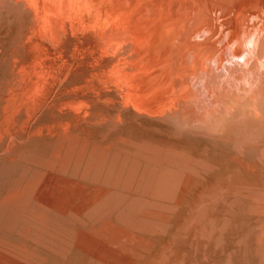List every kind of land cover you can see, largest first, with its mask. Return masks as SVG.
<instances>
[{
  "label": "bare ground",
  "instance_id": "bare-ground-1",
  "mask_svg": "<svg viewBox=\"0 0 264 264\" xmlns=\"http://www.w3.org/2000/svg\"><path fill=\"white\" fill-rule=\"evenodd\" d=\"M94 5H95L96 10H97L96 12H98V19L102 18L105 22H108V23L109 22L110 23H119V24H117V27H116V29H118V30H120L119 27L122 26L121 27V29H123L122 34H120L121 33L120 32L119 36H117L114 39L112 38L113 36L110 34V36H112L110 38H112V40L114 41V45H113V43H112V45L116 49L118 48L117 51L123 52L122 53V55L124 54V58L122 57L123 58V60H122L123 64L125 66L129 65L131 67H135V69H137V71L139 72V74L138 73L137 74L140 77V79H139L140 82L137 80L139 84H132L133 82L131 84H124L125 86H124L123 92L121 91L122 89L119 88L120 91L122 92V94H121L122 96L119 94L120 98L115 95V94L118 95V92L116 90H113V91H115V94H114L115 97L114 96L112 97V96L107 94V95H104V97L102 99H100V95L99 96L93 95V96H95V100H96V97H98L97 101H98V99H100V101L104 104L103 105L101 103L103 105V109L106 105L107 106H109V104L111 105L108 107L109 109H108L107 113L104 112L103 113L104 115L101 114L99 116L98 114H100L102 112L101 111L99 113V111H98L99 110L98 108L100 105L99 104L98 107H96L98 110L96 108L95 109L98 112L97 115H98V117H100V119L97 117L96 112L94 114L96 116H93V117H95V122H97L96 117L99 119V124H100V120H102L101 121L102 123H104V121L105 122L106 121L111 122V123L110 122H108V123L112 124V127L106 126L108 128H104L105 130L106 129L109 130V128H113V130H115L116 128H118L117 127L118 124L121 125L123 122H128L131 124L132 127L133 126L138 127V128H136V130L142 128L145 130H149L152 133L156 132L155 134H157V132L162 133V134H159V136L164 135L167 137V139H171L174 142V144H176L175 143L176 141H174V139H172V138L182 136L183 131H189L190 132V133L189 132L185 133L186 135L188 134V139H189L190 134L193 135V132H192L193 129L209 130L212 128L213 124H215V123L218 124V122H221L220 120L223 117H224L223 118L224 121L222 120L223 122H225L226 121L225 118H227L228 121L230 119L232 121H235V124L239 123V125H242V126L245 125L246 127L248 126L249 128L251 127L252 122L257 123L258 125H262V126L264 125V113L260 109V104H259L260 99L264 95V0H95ZM118 25H120V26H118ZM94 26H95V24H94ZM116 29H114V30H116ZM115 32H117V31H115ZM120 57L118 59H120ZM121 68L120 69L118 68V69L122 70ZM256 69H258L257 71L263 72V73H261V75L257 76L258 74L257 75L255 74ZM259 69L263 70V71H260ZM130 70H131V68L129 69V71ZM125 73L126 72L124 71V74ZM132 74H134V72ZM119 75H120V73H119ZM135 75H136V73H135ZM135 75H133V76H135ZM121 76H122V74H121ZM122 78H125V77L122 76ZM126 78H127V76H126ZM129 78L130 77H128V79ZM134 79L136 81V78H134ZM134 79H132V80L134 81ZM127 80H125V81L128 82L129 80L128 81ZM132 80H130V82ZM240 84H245V86L243 85V87L240 89L239 88V87H241ZM75 88L76 89L73 88V90H77V86ZM106 90L109 91V88ZM121 92H119V93H121ZM93 93H95V91ZM107 93H109V92H107ZM111 94H112V92H111ZM1 95L3 96V94H1ZM30 96H32V95H30ZM81 96H83V95H81ZM73 98H74V96H73ZM65 99H67V97ZM76 99H78L77 96L74 100H76ZM90 99H87V100L90 101ZM85 100L82 99V100H78L79 102H74V103H77V105H78V103L80 104V108H78L79 107V105H78V106H76V109H79L81 111V108H83L84 105L87 104V103L85 104V102H87V100L86 101ZM92 100L93 99H91V101ZM71 101L73 102V100H71ZM71 101H69V104ZM97 101H95V102H97ZM66 102H65V104L67 105L68 102L67 103ZM4 103H5V101H4ZM74 103H72V104H74ZM81 103H84V105H82L83 107H81ZM98 103H99V101H98ZM31 105L34 106L33 104H31ZM102 105H100L101 109H102ZM73 106L74 105H72L70 107L68 106V107L74 108ZM86 106L85 107L87 109H89L88 104ZM14 108H11V109H14ZM63 108L65 109V107H63ZM69 108H68V110H69ZM72 108L70 109V112H71V110H75ZM93 108H91V110ZM105 108H107V107H105ZM25 109H26V107H25ZM91 110H90V114L92 115ZM76 111H77V114L80 113V111H79V113H78V110H76ZM86 111L87 110H85V112ZM5 113L7 114V111ZM69 113H67V115ZM8 114H9V111H8ZM75 114L76 113L73 112L72 116L71 115H69V116H71L72 119L74 120V118L77 117V115L75 116ZM58 115H57L56 119L54 116L55 120H57ZM63 116L65 118L64 113H63ZM71 117H70V119H71ZM85 117H86V115H85ZM85 117H80L79 119L81 120V118L82 119L84 118L85 122L87 120V121H89V123L91 120H93V119L88 120ZM2 118H3V116H2ZM67 118H66V120H67ZM87 118H89V117L87 116ZM7 119H8V117H7ZM70 119H69V122L71 121ZM73 120L71 121L72 123H70V125H73L72 127L74 128V130H76L74 125L75 126L77 125L76 126V128H77L80 125V123H82L84 121V120H81L82 122H80L78 124H74ZM245 120L247 122L246 124L244 123ZM60 121H64V120H61V118H59V123H60ZM85 122H83V123H85ZM223 122H221V123L224 124ZM65 123H66V121H65ZM86 123H88V122H86ZM94 123H92V124H94ZM248 123H249V125H248ZM51 124L52 123H50V125ZM95 124L97 126L98 123H95ZM101 124H100V126H101ZM114 124H117V125L113 126ZM68 125L69 124L67 123L66 126L68 127ZM84 125L86 126V124H84ZM60 126L63 130L64 128L62 127V125H60ZM102 126H104V125H102ZM128 126L131 127L130 125H128ZM128 126H127V128H129ZM6 127H7V125H6ZM53 127H55L56 130L60 128L58 126H57L58 128H56V124ZM53 127H51V128H53ZM88 127H90V126H88ZM114 127H116V128L114 129ZM219 127L220 126H217L216 129ZM224 127H225V125H224ZM248 127L246 129H248ZM45 128L47 129V125L45 126ZM61 128L58 131H60ZM97 128H99V127H97ZM91 129L86 130V132H88V131L91 132ZM123 129L125 130L126 128L125 127L122 128V135L124 132ZM131 129L130 130L128 129L129 135L132 134ZM68 130L70 132V129H68ZM68 130H67V132H68ZM83 130L85 131L84 128H82V131ZM110 130L112 131V129H110ZM136 130L134 129V131H136ZM5 131H7L8 135L11 133V132L10 133L8 132V129ZM82 131H75V133H73L74 131H71V132L73 134H77L76 132H78V134L79 133L83 134L84 131L83 132ZM119 131H120V129H119ZM212 131H213L212 133L216 135L217 132L214 130H212ZM255 131H256V128H255ZM255 131H253V133ZM262 131H264V130H262ZM48 132H50V130ZM86 132L84 134H86ZM89 132H88V134H86L87 138L90 136ZM103 132H104V130H103ZM116 132H117L116 135H118V130H116ZM125 132H128V131H125ZM178 132L180 135H177ZM46 133H47V130L45 131L44 135H46ZM91 133H93V135H94V132H91ZM113 133H112V135H113ZM137 133L139 134V132H137ZM137 133H135V135L132 134L133 135V136L131 135L132 138L134 136H137L136 137L137 139H139L138 137H140V139L143 137V139H144L146 136L145 134L141 135L142 133L140 134L141 136H138V135H136ZM200 133H198V134H200ZM207 133H210V132H207ZM250 133H252V132H250ZM124 134H126V133H124ZM148 134H151V133H147V137H146L147 139H149V137L152 135V134L151 135H148ZM196 134H197V132H196ZM221 134H222V132H221ZM11 135L14 136V134H11ZM116 135L114 134L113 136L116 137ZM120 135H121V131H120ZM122 135H121V137H123ZM197 135L195 136V139H197V142H198L201 140V139L198 140V138H201V136L199 135L198 138H196ZM203 135H207V134L203 133ZM247 135H248V133H247ZM49 136L51 137L52 135L50 134ZM91 136H92V134H91ZM104 136H105V134H104ZM183 136H185V135H183ZM56 137H58V136H56ZM79 137H80L79 140L81 141V136H79ZM83 137H84V135H83ZM92 137H94V136H92ZM101 137H103V136H101ZM101 137L99 136V138H101ZM109 137H111V136H109ZM152 137L154 138V134ZM156 137H158V135H156ZM166 137H165V139H166ZM255 137H257V135L255 136V134H254V139H255ZM153 138H151V140L154 141L155 139H153ZM179 138H181V137H179ZM206 138L207 139L205 140V137H204V139H202L203 141L202 140L201 141L202 142H204V140L206 142L211 141V139L209 141L208 135ZM213 138H214V136H213ZM2 139H5V138H2ZM219 139H220V136H219ZM151 140L150 141H145V140L141 141L140 140L139 142H136V141H133L132 139L128 140L126 138H120L116 142H115V140L114 141L112 140V142L114 144H112V143L110 144V140L107 142L105 141V143L109 142L108 144H100V143L97 144V141H99V140H97V141L94 140L95 143L93 141H92L93 143L81 141L80 146H78V149H79L78 151L76 150L77 145L74 142L70 141L72 143L69 144L70 142L67 141V142H69L68 143L69 145L66 143V146L68 145V148H66L67 149V152H66L67 160L62 163V168H67L70 164L69 162L73 161L74 171H77L82 166L83 170L81 172L84 175L91 173L93 176H101L100 179H102V177H103L105 180H109L112 178L113 179L112 183L114 185H117V188H119V190L117 188H116L117 190L116 189L113 190V188L112 189L97 188L93 191H89L85 187H83L82 185H79L75 182H68V181L56 179V180H53L51 182V184H50L51 186L47 185L48 187L44 190V193L42 195L36 197L35 202H37V205H39L41 207L42 212H43V210H45L44 212L49 211L47 213H50V214H51L50 211L55 212V215H56V213L59 214V216H62L64 218V220L66 219L68 221H71V222H68L69 224H67V222L63 220L64 222H66V225H69V226L74 221H77L76 222L77 224H78V221L82 223V228L78 224L82 230L77 232L76 237H74L73 235L63 234L62 235L63 239L62 240L59 239L60 242L62 243V246L65 245V246H67L66 248L70 250V251L68 250V253H67L68 255L71 254L70 252H71L73 247L75 248V251L77 249V250H79L78 251L79 253H80V251H82L85 255V258L83 259V261L81 263H78V262L76 263L73 259L74 262L72 261V262L67 263V264H162V260L165 259L163 262L166 261V257H167L166 252H169L172 249H170V250H169V248L167 250L160 249L156 253L152 254L153 250L155 249L156 244H157L156 240L153 238V235L156 234V236H158L157 234L160 235L163 232H165L164 235H166V233H168L169 231L172 233L173 229L175 228V230H174L175 232H173L174 234L173 235L171 234V236H168V237H172V236L174 237V235L176 233V235L178 234L177 237L183 238L184 236L181 237V235H183L186 232L183 230H185V229L188 230V228H189V227L187 228L188 224H189V226H191V222L188 223L190 221V218H192L191 221L192 220L194 221V218H196L195 220L198 219V222H199L200 218L206 217L204 215L205 214L204 211H203L204 214H202L200 212V214H202V216H200L199 211H198L200 208L198 210H196L197 207H201L204 205V204L202 205L200 201H199L200 202L199 203L197 200L200 198H197V200H195V201H197V204H199L201 206H197L196 208H189L188 207L185 214L183 215V217L180 218L179 221L174 220V217H173L174 212L178 207H180L182 205L183 200H184L183 199L184 195L186 193H188V191L190 190L191 177L194 173L192 174V172L190 170L191 166H188L187 161L189 159L188 158L186 159L183 157L182 152H180L182 150L181 149L179 150L176 147V145L173 144L172 141H171L172 143H160V142H153ZM2 141H5V140H2ZM51 141H52V144H58L59 143L57 141H56L57 143H54L53 142L54 140H51ZM87 141H90V140H87ZM178 141L180 142L181 140H178ZM184 141H186V143H187V140H184ZM213 141L214 142L216 141L215 143L218 144V147L219 146L221 147V145H219V144L222 143L221 142L222 140H220V143H218L217 141H219V140H215V138H214V140L212 139V141L210 142L211 144L210 143H208V144L212 145ZM253 141H252V143H253ZM258 141H260V140H258ZM50 142L48 144L51 148H53L54 145L52 147L50 145L51 144ZM167 142H169V141H167ZM179 142H177V143H179ZM189 142H191V141H189ZM206 142H205V146H206ZM241 142H242V139H241ZM243 142H244V140H243ZM248 142H250V141H248ZM195 143L196 142H194V147L197 144V143L196 144ZM199 143H201V142H199ZM226 143H228V142H226ZM226 143H222V144L225 145ZM1 144H3V143H1ZM179 144H182V143H179ZM183 144H185V143H183ZM189 144H191V143H189ZM232 144H231V146H232ZM245 144H247V143H245ZM254 144H256V143H254ZM254 144H252V146ZM199 145L200 144L196 145V147ZM228 145H229V143H228ZM257 145H259L258 142H257ZM177 146H178V144H177ZM207 146L209 147V145H207ZM207 146L205 147V149L207 148ZM226 146H227V144L225 145V147ZM236 146H233V147L235 148ZM242 146H243V144H242ZM247 146H249V145H247ZM252 146L251 147L249 146V148L248 147L247 148L252 150L250 152L254 153L253 149L255 151H257L255 149L256 146H255V148H253L254 146L253 147ZM1 147L2 146H0V148ZM64 147H65V145H64ZM229 147H230V145H229ZM260 147H261V144H260ZM8 148L9 147H7V150H8ZM46 148H48V147L46 146ZM219 148L214 147L213 149L217 150ZM234 148H233V151H234ZM66 149H64V150H66ZM189 149H191V148H189ZM199 149H201V148H199ZM222 149H224V148H222ZM248 149H247V152H248ZM53 150H54V148H53ZM53 150H52V152H53ZM208 150L210 151V148ZM224 150L226 151V149H224ZM224 150H222V151L219 150V151H220V153H222V152L224 153ZM236 150H238V149H236ZM241 150L243 151V152L241 151L243 154L245 153L244 156L245 157L247 156L246 159H243L241 157L242 156L241 153H240L241 156L236 155L239 153H238V151H235L237 153H235V155L232 156V158H231V160L234 162V164L232 163V165L230 163L231 160L227 161L228 158H227V160H226V158H224L227 156L226 155L227 152H225L224 157H221L223 155L219 154L221 157L219 159H222V160H220L221 162H219V159H218L219 163L222 164V161H227L228 163H230L231 166H234L235 163L237 165V166L235 165L236 169H234V167H235L234 166L233 170H231L230 172L228 171L225 174L226 177L224 179H226V181L231 183V184L232 183H241V182L243 183L244 178H242V173H246V175L248 176V174L252 173L256 169L255 164L252 163L255 160V158H254L255 156L253 157L252 153H251L252 155H250V152H248L250 156L246 155L247 152H245L246 151L245 147L244 148L242 147ZM68 151H69V153H68ZM199 151H197V152L199 153ZM209 151H208V154H209ZM261 151H262V149H261ZM49 152H50V150L48 151L47 154H45L43 152L42 153L48 157ZM197 152H195V153H197ZM205 152H207V150ZM212 152H214V151H212ZM218 152L216 151V153H218ZM258 152H259V150L256 153L259 154ZM228 153H230V152H228ZM199 154H202V153H199ZM203 154L204 155H202V156L207 155V153H204V152H203ZM261 154H259V155H261ZM210 155H211V157L209 155L208 156L210 157V159H212L213 156H212L211 151H210ZM231 155H233V154H231ZM46 156H45V161L47 158ZM218 156H216V157L218 158ZM19 157H21V156H19ZM60 157H62V156H60ZM63 157H64V155H63ZM209 157L206 156V159ZM249 157L254 158V160L249 158ZM257 157H258V155L256 156V158ZM213 158L216 159L215 155ZM13 159L11 158L10 160L12 161ZM50 159H53V158H50ZM50 159H48V160H50ZM223 159H225V160H223ZM21 160H23V159H21ZM40 160H41V162H43L44 158H43V160L40 158ZM60 160H62V159H60ZM260 160H262V158ZM263 160L260 162L263 163ZM198 161H199V159H198ZM54 162H55V158H54ZM200 162H199V165H197V166H200ZM204 162L203 163L201 162V164L208 163V162H205V163ZM257 162H258V160H257ZM257 162H255V163H257ZM48 163H49V161H48ZM56 163H60V161L56 162ZM56 163L53 164V168H54V165H56ZM228 163H226V164L229 165ZM49 164H46L47 166H46L45 171L48 170V172H49V169H48ZM223 164H224V162H223ZM32 165L33 164H31V169H32ZM40 165H43V164H40ZM58 165H56V166H58ZM259 165H260V163H259ZM24 166H23V168H25ZM210 166L214 167L213 165H210ZM210 166H208V167L210 168ZM70 167H71V165H70ZM229 167L230 166H228V168ZM214 168H216V166ZM214 168H211V170H213ZM19 169H21V167ZM34 169H35V167H34ZM37 169H39V168H37ZM57 169L59 170V168H57ZM57 169H56V171H57ZM191 169H193V168H191ZM261 169L263 170L262 167H261ZM197 170L198 171L196 172V175H198V176L202 174L201 176L204 177V175H206L205 173H207V167L206 168L199 167ZM216 170H218V169H216ZM224 171H225V169H224ZM261 171H260V173L263 175L264 170H263V172H261ZM28 172H30V170ZM208 172H209V170H208ZM260 173H258V174H260ZM18 174H19V172H18ZM28 174H27V176H28ZM261 174L258 178H260V177L262 178ZM20 175H21V173H20ZM43 175H44V172H43ZM56 175H57V173H56ZM14 176H15V174H14ZM27 176H26V178H27ZM81 177H83V176H81ZM248 177H251V176L249 175ZM42 178L43 177H41V174H40V178H38V179H42ZM68 178H70V177H68ZM36 180H37V175H32V177L30 178V180L27 183V186L24 188V191L16 192V193L12 192L13 194H11L9 196L7 195L6 197H8V199L10 200L9 203L20 204L21 201L24 200L26 198V196H28L29 193H31V191H32L31 189L34 186V184L37 181H39V180H37V181ZM253 180H254V182L257 181V180L255 181V179H253ZM262 180H263V178L260 180L259 183L263 184L264 182ZM217 181H219V179ZM211 182L213 183V181H211ZM214 182H216V181L214 180ZM12 183H11V185H12ZM22 183H24V182H22ZM40 183H41V180H40ZM211 184H210V186H211ZM22 185L23 184H21V186ZM216 185H218V184L216 183ZM21 186H20V188H21ZM221 186H222V184H221ZM235 186L238 187V184ZM244 186L248 187V189L245 188L246 190H249V185L248 186L243 185V188L240 187L243 191H244ZM214 187H216V186L214 185ZM217 187L219 188V186H217ZM233 187H234V185H233ZM258 187H260L259 184H258L257 188ZM35 188L37 190L36 186H35ZM205 188H204V190H205ZM210 188L211 187H209V185H208L207 193L210 191ZM235 188L236 187H234V190H233L231 187V189H232V190L230 189L231 192L235 191L236 190ZM253 188L256 189V191H257L256 187L253 186ZM262 188H263V186L261 187V189ZM8 189H10V188L8 187ZM12 189L14 190L15 186H14V188L12 187ZM237 189H239V188H237ZM258 189H260V188H258ZM200 190L201 189H199V191ZM223 190H225V189L223 188ZM242 190H241V192H242ZM11 191L12 190H10V192ZM228 191L229 190H227V193H228L227 195L225 194L226 192L225 193L222 191L221 192L226 196L229 195V197H230V194ZM239 191L237 190V192H239ZM256 191L253 190L254 193H256ZM204 193H206V192H204ZM209 193L215 194L214 192L211 193V191ZM235 193H236V191H235ZM245 193L248 194V192H245ZM245 193H243V194H245ZM210 194H209V196H210ZM219 194H221V193H219ZM236 194H239V193H236ZM241 194H239V195H241ZM239 195H238V197H239ZM212 196H214V195H212ZM212 196L210 197V199L208 198V200L211 201L212 198L213 199L216 198V201H217V197L219 195H215L214 197H212ZM243 196H240V198ZM248 196L249 195H247V197ZM250 196H252V195H250ZM260 196H262V195H259V198H260ZM205 198H207V197H205ZM226 198H224V199L226 200ZM230 198H228V199H230ZM240 198H238V199H240ZM219 199H220V197H219ZM224 199H223V201H224ZM232 199H235V198H232ZM232 199L229 201V203L232 202ZM261 199H263V196ZM33 201H34V199H33ZM33 201H31L30 203L32 204ZM216 201L213 200L212 202H209L210 203L209 208L213 207L211 205V203L214 202L213 204H215V203L219 202V201H217V202ZM2 202L4 203V201H1L0 206L3 208ZM205 202H206V205L208 206L209 203H207L206 200H205ZM233 202H234L233 204H236L237 201L235 200ZM9 203H6V204H9ZM248 203H249V200H248ZM253 203H254V200H253ZM197 204H196V202L194 203L195 206ZM224 204H226V203H224ZM233 204H230V205H233ZM33 205L36 206V207L35 206L33 207V209L35 208V210L33 211V215H34V212L37 211L38 208H37V205L35 203H33ZM227 205H228L227 207L230 206L229 204H227ZM10 206H13V205H10ZM207 206H204V207L206 208ZM256 206L258 208V205H256ZM28 207H26V208L28 209ZM186 207H187V204H186ZM225 207H226V205H225ZM245 207H247V206H245ZM252 207L255 208L250 202V205H248L247 211L251 210ZM2 208H0V209H2ZM9 208H11V207H9ZM9 208L6 209V207H5L4 210L6 211ZM207 208L203 209V210L206 211ZM41 209H39L38 211L40 212ZM225 210H226V208H225ZM232 210H230V211H232ZM253 210H251V211L253 212ZM27 211H29V210H27ZM255 211H257V210H255ZM255 211H254V213H255ZM9 212H7L8 215H9ZM31 212L32 211H29L30 214H31ZM39 212H36V213H39ZM252 212L249 211V215H251ZM7 213L5 215H7ZM23 213H26L28 215L26 210H24ZM47 213H44V214H47ZM242 213H244V212H242ZM26 214H22V215L25 216V219L27 218L29 220L30 218L26 217L27 216ZM50 214L48 215V217L50 216ZM5 215H3V216H5ZM33 215H31L30 217H33ZM52 215H54V214H52ZM216 215H218V214H216ZM43 216L44 215H42V217ZM56 217L58 218V216H56ZM210 217L211 216H209L208 218H210ZM224 217L225 216L223 215V218ZM227 217H228V215H226V218ZM226 218H224V219H226ZM1 219H2L1 222L6 223L5 220L3 221V219H4L3 217ZM35 219H37V218H35ZM51 219H52V217H51ZM13 220H15V218ZM58 220H59V218H58ZM211 220H212L211 224L213 225L212 228H214V226H215L213 224L214 219H211ZM261 221L259 220V222H261ZM15 222H17V221H15ZM21 222H23V221H21ZM28 222H32V220H29ZM64 222L62 224H64ZM207 222L208 221H206L205 224H207ZM7 223H8V221H7ZM11 223H13V222H11ZM24 223H22V224H20V222L18 223V225L19 224L21 225V228H19L20 231H22L21 229H23V230L25 229V228H22V225H24V227H25ZM27 223H26V225H28ZM38 223L39 222H37L36 224L38 225ZM185 223H188V224L185 225ZM263 223H264V221H263ZM42 224H44V222ZM72 224H75V222ZM254 224L256 225L257 223H254ZM10 225H13V224H10ZM34 225H33V229H35ZM40 225L41 224L39 223V226ZM183 225H185L186 227H184ZM219 225L222 226L223 223L219 224ZM255 225H254V227H255ZM257 225H256V227L261 228L259 225L258 226ZM260 225H263V224H260ZM47 226L48 225L46 224L45 227H47ZM198 226H200V225H198ZM28 227L30 228L31 226L29 225ZM45 227H43V228H45ZM73 227L76 228L75 225ZM183 227L185 229H182ZM200 227H202V226H200ZM204 227H205V225H204ZM204 227H202V230L204 229ZM1 228L4 230L5 227L3 228V226H1ZM17 228L15 227V229H17ZM209 228H210V226H209ZM212 228H210L209 232H211ZM215 228H217L221 232L224 231L221 227L220 228L222 230L220 228H218V226H216ZM26 229L28 230V228H26ZM33 229L30 228V230H31L30 231L31 233L29 232L30 236H32L31 234L35 231ZM37 229L42 230V228H38V226H37ZM41 230H39V234H37L38 232L36 233V231H35L34 232L35 236H32V237L38 238V236H40ZM72 230H74V229H72ZM72 230L70 227V232ZM193 230H195V229H193ZM218 230H216V231H218ZM0 231H2V230L0 229ZM7 231L9 232V230H7ZM10 231H12V229ZM16 231H18V230H16ZM205 231H206V229H205ZM6 232H5V234H7ZM23 232L24 231H22L20 234H19V232H17V233H18V235H22L24 237L25 235H27V233L23 234ZM72 232L74 233L75 231H72ZM258 232H259L260 237H261L262 231H261V233H260V230ZM205 233L207 234V231ZM5 234H4V236H5ZM36 234L38 236H36ZM42 234H44V232ZM57 235H59V233ZM164 235H162V236H164ZM193 235H194V233H193ZM208 235H210V234L208 233ZM41 236H43V235H41ZM55 237H57V236H55ZM258 237L259 236H256V238H258ZM18 238L15 240L10 239L11 240L10 242H12V240H13V242L15 241V245L17 246L18 244H16V243L18 242ZM158 238H160V236ZM5 239L6 238H4V240ZM170 239H172V238H170ZM170 239L169 238L166 239L168 242H170V243L172 242V244L169 243L170 245H173L177 241L176 238H175L174 242H173V240H170ZM193 239H194V237H193ZM202 239H204V237ZM205 239H207V238H205ZM6 240L7 241H4V242H8V239H6ZM258 240H260V239L258 238ZM25 241L28 242V240H26V238H25L23 243L21 242V244L26 246L27 244L30 243V242L26 243ZM45 241H47V240H45ZM260 241H262V240H260ZM19 242H20V240H19ZM161 242H163V241H161ZM164 242H166V241H164ZM262 242H264V241H262ZM181 243L180 242L176 243L173 246H175V245L180 246ZM186 243H188V242H185V245L188 247V244H186ZM21 244H19V245H21ZM165 244L166 243H164V245ZM191 244H192V242H191ZM30 245H31V243H30ZM162 245H163V243H162ZM170 245L169 246L165 245L166 247L165 246L164 247L167 248V247H170ZM182 245H184V244H182ZM260 245H261V243H260ZM3 246H4V244H3ZM12 246H10V247L12 248ZM50 246H52V245H50ZM5 247H7V246H5ZM17 247H13V248H17ZM34 247H35V245H34ZM36 247L39 248L38 245ZM36 247L34 249V250H36L35 252L42 251L41 249L37 250ZM70 247H72V248L70 249ZM40 248H42V247H40ZM182 248L184 249V246H182L180 249H178V252L181 251ZM195 248L196 247H194L193 249L195 250ZM17 249H19V248H17ZM30 249H31V251H33L31 246H30ZM30 249H27V250H30ZM193 249L189 248V250L187 249L189 252H187V250L185 248L184 251L187 252V256H188V254H190L192 252L190 250H193ZM6 250H8V248ZM20 250H21V247H20ZM62 250H65V249L63 248ZM4 252H3V254H4ZM16 252L18 253V252H22V251H16ZM47 252H45V253H47ZM11 253H12V251L10 252V254ZM39 253H38V256L43 255L42 252H39ZM64 253H65V251H64ZM75 253H73V254L75 255ZM169 253H170V255L174 254L171 251ZM180 253H182V251L178 253L179 256H181ZM21 254H26V252H22ZM49 254L51 255L52 253H49ZM49 254H47V256ZM73 254H71L72 257H74ZM16 255H15V258H16ZM44 255H46V254H44ZM71 255H70V257H68L66 255V257H68L67 258L68 260H69V258H71ZM79 255H82V254H79ZM182 255L185 257V254H182ZM194 255H195V253H194ZM28 256L24 255V257L26 259L25 258H23V259L27 260ZM52 257H53V255L50 258H52ZM62 257L63 256L60 257V260ZM66 257H65V259H66ZM75 257L77 258V255H75ZM168 257H170V256H168ZM180 258H177L178 261L180 260ZM188 258L189 257H187L186 260H188ZM195 258H193V259L190 258L193 260V262H191V263H194ZM65 259H64V261L63 260L62 261L65 262ZM80 259H81V257H80ZM39 262H42V261H39ZM47 262H50V259ZM63 262H60V263H63ZM171 262L173 263V261H171ZM37 263H38V261H37ZM54 263L55 262H52V264H54ZM0 264H15V263L10 262V261H1ZM57 264H58V261H57ZM189 264H190V262H189Z\"/></svg>",
  "mask_w": 264,
  "mask_h": 264
},
{
  "label": "rangeland",
  "instance_id": "rangeland-1",
  "mask_svg": "<svg viewBox=\"0 0 264 264\" xmlns=\"http://www.w3.org/2000/svg\"><path fill=\"white\" fill-rule=\"evenodd\" d=\"M94 1L95 0H0V89H1L0 90V119H1L0 120V146H2L0 148V155H1L0 156V172H1L0 173V203H1V201H4V203L2 202L3 208L0 206V208H2V209H0V229L2 230V231H0V239H1L0 243L2 244V245L0 244V246L2 247L4 244V246L2 248L0 247V262L1 261H10V262H13L15 264H33V263L34 264H52V262H55L54 264H57V261H58V264H67V263L72 262L73 259L76 263L77 262L81 263L83 261V259L85 258V255L82 251H80V253H79L78 252L79 250L76 249V251H75L74 247L73 248L70 247V249L72 248L70 253L73 254L76 252L75 255H77V258L75 257L74 254H73L74 257H72V255L69 253L71 255V258H69V260H68L67 258L70 257V255L67 254L69 249H67L66 248L67 246H65V245L62 246V243L60 242V240L63 239V237H62L63 234L73 235L74 237H76L77 232L82 230L81 229L82 223L78 221V224L81 226V228L76 223L77 221H74L75 224H72V223H74V222H72L69 226V225H66V222H67V224H69L68 222H71V221H68L66 219L64 220V218L62 216H59V214L56 213V215H55V212H53V211H50L51 212V214H50V213H47L49 211L44 212L45 210H43V212H42L41 207L39 205H37V202H35L36 197L42 195L44 193V190L48 187L47 185L51 186L50 185L51 182L53 180H56V179H60L63 181H68V182H75L79 185H82L83 187H85L89 191H93L97 188H108V189L113 188V190H114L117 188V185H114L112 183V180H113L112 178L109 180H105L102 177V179H100L101 176H93L91 173H90L91 175L90 174L84 175L81 172L83 170L82 166L77 171H74L73 161L69 162L70 164L67 168H62V163L67 160V158H66L67 149L66 148H68L69 144L74 142L77 145L76 150L78 151L79 150L78 146H80L81 141L93 143L94 140H96V141L99 140V141H97V144H99V143L100 144H108L109 142L105 143V141L107 142L109 140H110V144L111 143L114 144L112 142V140L113 141L115 140V142H116L120 138H126L128 140L132 139L133 141H136V142H139L140 140L141 141H143V140L150 141L151 138H153L152 137L153 134H154L153 139H155L154 141L151 140L153 142H160V143H172L173 142L171 139H167V137L164 135L159 136V134H162V133L157 132V134H155L156 132L152 133L151 131L145 130L142 128L136 130V128H138V127L133 126L134 127L133 128L131 126V124L128 122H123L121 125L114 124L113 126L117 125V127H118V128L114 127V129L116 128L115 130H113V128H109V130L106 129L107 131L104 129V128L112 127V124L108 123L110 121H108V122L104 121V123H102L101 122L102 120H100V124L102 123L100 126V124H99L100 117H98V115L100 116L104 112L107 113L108 109H109L108 107L111 106L110 104H109V106L106 105L105 107H107V108L104 107V109H103L104 104L100 101V99H102L104 97V95H107V94L112 96V97L113 96L115 97V95H116L120 98V95L122 94L124 86H125L124 84H131L132 82H133L132 84H139L138 81H139L140 77L138 75L139 72L137 71V69H135V67H131L129 65L125 66L123 64V62H122V60L124 58V54L122 55L123 52L117 51L118 48L116 49L113 46L114 41L112 40V38L114 39L117 36H119L120 32H121L120 34H122V31H123V29H121L122 26L118 25V26H120L119 27L120 30H118V29H116V27H117V24H119V23H110V22L108 23V22H105L102 18L98 19V12H96L97 10H96V7L94 5ZM94 24H95V26H94ZM114 29H116V30H114ZM115 31H117V32H115ZM110 34L113 37L110 36ZM110 37H112V38H110ZM112 43H113V45H112ZM119 57H120V59H118ZM118 68L119 69L121 68L122 70H119ZM130 68L132 70V71L130 70L131 72L129 71ZM257 70L258 69L255 70V74L256 75L258 74L257 76H259V75H261V73H263V72H259ZM124 71L128 75L126 73L124 74ZM260 71H263V70H260ZM133 72H134V74H132ZM119 73H120V75H119ZM135 73L137 76L135 75ZM121 74L125 78H122ZM133 75H135V76H133ZM126 76H127V78H126ZM128 77H130V78L128 79ZM134 78H136V81ZM132 79H134L135 82ZM125 80H127L129 83L126 82ZM130 80H132V81L130 82ZM243 85L245 86V84H240L241 87H239V88L241 89L243 87ZM74 86L75 87L77 86V90H73V88L76 89ZM108 88H109V91L106 90ZM119 88L122 89L121 90L122 92L120 91ZM105 90L109 93H107ZM113 90H116L118 92V95L115 94V91H113ZM92 91L93 92L95 91V93H93ZM111 92L113 95L111 94ZM119 92H121V93H119ZM1 94H3V96ZM80 94L83 96H81ZM30 95H32V96H30ZM93 95H95V96L100 95V99H98L99 103L97 101L98 97H96V100H95V96H93ZM73 96H74V98H73ZM76 96L78 97V99H76L77 101L74 100L76 98ZM66 97H67V99H65ZM90 98L93 100L91 101ZM82 99L83 100L90 99V101L87 100V102H85V104L86 103L88 104V107L90 110H91V108H93L95 106L93 108L94 110L93 109L91 110L92 115L90 114V110L86 108L87 104L84 105V103H81V107H83L82 105H84V107L86 106L85 108L84 107L81 108V111L79 109H76V106H78V105H79L78 108H80V104L78 103V105H77V103H74V102H79L78 100H82ZM3 100L5 101V103ZM71 100H73V102ZM64 101L68 102V103L66 102L67 105L65 104ZM69 101H71L70 104H69ZM95 101H97V102H95ZM30 103L33 104L34 106H32ZM72 103H74V104H72ZM99 104L102 105V109H101V106ZM259 104H260V109L264 113V95L260 99ZM72 105H74L73 106L74 108H72V107L71 108L75 109V110H71V112H72L71 113L70 112L71 108H69V107ZM98 105H99V108H98L99 110L96 108V107H98ZM62 106L65 107V109ZM25 107H26V109H25ZM11 108H14V109H11ZM68 108H69V110H68ZM95 108L99 111V113L101 111L102 112L100 114H98V112L96 111ZM76 110H78V113L80 111V113L77 114ZM85 110H87L88 112L87 111L85 112ZM6 111H7V114L5 113ZM8 111H9V114H8ZM73 112L76 113L75 116L77 115V117H75L73 115L75 117L74 120L71 117ZM95 112H96V115L98 114L97 117L99 118L98 119L96 117L97 122H95V117H93V116H96V115H94ZM63 113L65 114V118L63 116ZM67 113H69V114L67 115ZM83 113L86 115V117ZM57 115H58V118H57V120H55ZM69 115H71V116H69ZM2 116H3V118H2ZM54 116H55V119H54ZM87 116L89 118H87ZM7 117H8V119H7ZM67 117L69 119L71 117L70 120L71 121L73 120L74 124H78V123L82 122L81 120H84L83 122H85V119L81 118V120H80L79 119L80 117H85L88 120H91V119H93V120H91L92 122L90 121V123L87 120H86V122H88V123H86V122L80 123V125L77 127L78 129L76 128L77 125L76 126L74 125V127L76 129V130H74V128L72 127L73 125H70V123H72V122L71 121L69 122V119ZM59 118H61V120H64V121H60V123H59ZM66 118H67V120H66ZM223 118H221V120H220L221 122L224 121ZM225 120L226 121L223 122L224 124H222L221 122H218V124L215 123L212 125L211 129L217 132V133L215 132L216 135L212 133L213 131L211 129H209V130L193 129L192 130L193 135L190 134L189 139H188V134L187 135L185 134L186 132L188 133L189 131H183V130H182L183 131L182 134L185 136H183L181 134L182 136L175 137L177 140L175 138H172V139H174V141H176L175 142L176 144H174V142H173V144L176 145V147L179 150L180 149L182 150L180 152H182L183 157L186 159L187 158L189 159L187 161L188 166H191L190 170H191L192 174L194 173L191 177L190 190L188 191V193H186L184 195V197H183L184 200H183L182 205L180 207H178L174 212V216H173L174 220L179 221L180 218L183 217V215L185 214L188 207L189 208H196L197 206H201V205L197 204V201L198 202L200 201L201 204L202 205L204 204V205L201 206L202 208L197 207L196 210H198L200 208L198 210L199 214H200V212L202 214H204L203 213V211H204L205 212L204 215L206 217L200 218L199 222H198V219L195 220L196 218H194V221L192 220L194 223L191 221L192 218H190V221L188 223L191 222V226H189L188 223H185V225L188 224L187 228L188 227L189 228H188V230H186L184 228L186 226L183 225L184 227L182 229H185L183 231H186V232L184 234L182 233L183 235L180 234L181 237L184 236L183 237L184 239L177 237L178 234L176 235V233H175L174 237L173 236L168 237V236H171V234L172 235L174 234L173 232H175L174 231L175 228L173 229L172 233L169 231L168 233H166V235H164L165 232H163V233L160 232L161 234L160 235L157 234L158 236H156V234L153 235V238L156 240L157 244H156V247L153 250L152 254L156 253L160 249L167 250L168 248H169V250L172 249L170 251L172 253H174V254L171 253L172 255H170V253H169L170 251L168 250L169 252H166V255H167L166 261L163 262L165 259L162 260V264H175V263L176 264H181V263L186 264L189 260H190L189 261L190 264H264V242H262V241H264V230H263L264 229L263 228L264 227L263 226L264 225V223H263V221H264V219H263L264 218V200H263L264 199V185L263 184L264 183L263 184L259 183L262 178H263L262 181L264 182V177H263L264 176V172H263V170H264V160H263L264 159V155H263L264 154V149H263L264 148L263 147L264 146V144H263L264 143V131H262V130H264V125L262 126V125H258L255 122H252L253 126L251 125L250 128L247 126L248 129H246L247 127L245 125L242 126V125H239V123L235 124V121H232L230 119L228 121L227 118H225ZM52 121L53 122L55 121L56 123L55 122L53 123ZM65 121H66V123H65ZM94 122L98 123L97 126ZM50 123H52V124L50 125ZM67 123L69 124L68 127L66 126ZM92 123H94L95 125ZM244 123L245 124L247 123L246 120L244 121ZM55 124H56V128H58V127L61 128L60 125H62V127L64 129L62 130V128H61V130L64 133L61 130L58 131L60 128L56 130L55 127H53V126H55ZM84 124H86V126ZM6 125H7V127H6ZM46 125H47V129L45 128ZM49 125L53 128H51ZM87 125L90 127H88ZM102 125H104L105 127ZM128 125H130L131 127H129ZM224 125H225V127H224ZM248 125H249V123H248ZM65 126L68 129H70V132L74 131L73 133H75V131H82V128H84L85 131L84 130H83L84 132L82 131L83 134L82 133L78 134V132H76L78 134L77 135V134H73L72 132L70 133L69 130ZM80 126L81 127L83 126V127L81 128ZM106 126H108V127H106ZM127 126L129 128H127ZM217 126H220V127L216 129ZM97 127H99V128H97ZM124 127L126 129L125 130L123 129L124 132L122 135V128H124ZM65 128L68 130V132ZM89 128L90 129L92 128L91 132H94V135H93V133L88 131L90 136L88 135L89 137L87 138L86 134H88V132H86V130H90ZM255 128H256V131H255ZM7 129H8L9 133L11 132L9 135H8L7 131H5ZM45 129L47 130V133H46L47 136L44 135V133L46 131ZM110 129H112V131L114 133ZM119 129H120L121 135L123 137H121ZM128 129L129 130L131 129L132 134H134V135H135V133L139 132V134L137 133L136 135L141 136V135L145 134L146 136L144 135L145 136L144 139H143V137L141 139H140V137H138L140 140L136 138L137 136H134L136 139L134 137H133L134 138L133 139L132 138L133 135L128 134L129 133ZM134 129L136 131H134ZM49 130H50V132H48ZM103 130H104V132H103ZM116 130H118L119 136L116 135L117 134ZM110 131L113 133V135L115 134L116 137L113 136ZM125 131H128V132H125ZM244 131L245 132L247 131V132L245 133ZM253 131H255V132L253 133ZM85 132H86V134H84ZM179 132L177 135H180ZM196 132H197V134L200 132L202 134L200 133L197 135ZM207 132H210V133H207ZM221 132H222V134H221ZM250 132H252V133H250ZM124 133H126L127 135ZM147 133L152 134V135L148 134V135H151L149 137L150 140L146 138ZM194 133L197 135L196 138H198L199 135L201 136V138H198V140L199 139L202 140V139H204V137L206 140L207 139L206 137L208 135L209 141H210V139L212 141V139L214 140V138H215V140H219V141H217L218 143H220V140H222L221 141L222 143L228 142L230 147H229L228 143H226L227 144L226 147H225L226 144L224 145V144L220 143L219 144V145H221V147L219 146L221 148L220 149L218 147V144L215 143L216 141L215 142L213 141L214 143L212 142V145H210L211 141L206 142L204 140V142H202L203 140L202 141L200 140L197 142V139H195L196 135ZM203 133L207 134V135H203ZM247 133H248V135H247ZM11 134H14V136ZM50 134L52 135L51 137L49 136ZM91 134L94 137H92ZM104 134H105V136H104ZM254 134H255V136L257 135V137H255V139H254ZM83 135L85 138L83 137ZM156 135H158V137H156ZM56 136H58V137H56ZM79 136H81V141L79 140L80 139ZM99 136L100 137L103 136L101 138L102 139L104 138V139L102 140L101 138H99ZM109 136H111V137H109ZM213 136H214V138H213ZM219 136H220V139H219ZM165 137H166V139H165ZM179 137H181V138H179ZM239 137L242 139V142H241V139ZM2 138H5V139H2ZM1 139L5 140V141H2ZM51 140H54L53 141L54 143H57V142H59V143L58 144H52ZM87 140H90V141H87ZM178 140H181V141L179 142ZM184 140H187V143ZM243 140H244V142H243ZM258 140H260V141H258ZM67 141H69V142L72 141V142L69 143ZM167 141H169V142H167ZM189 141H191V142H189ZM248 141H250V142H248ZM252 141H253V143H252ZM256 141L259 143V145H257ZM49 142L51 143L50 145L52 147L54 145V147H53L54 150H53V148H51L49 146V144H48ZM177 142L182 143V144H179ZM194 142L197 143V144L195 143L196 145H198V144H200V145L197 147L195 145V147H194ZM199 142H201V143H199ZM205 142H206V146L209 145V147L207 146L206 149H205V147H206ZM1 143H3V144H1ZM66 143L67 144L69 143V144L66 146ZM183 143H185V144H183ZM189 143H191V144H189ZM208 143H210V144H208ZM230 143L231 144L233 143L232 146ZM241 143L243 144V146ZM245 143H247V144H245ZM254 143H256V144H254ZM177 144H178V146H177ZM252 144H254L253 145L254 147L252 146ZM260 144H261V147H260ZM64 145H65V147H64ZM247 145H249L250 147L252 146L253 148H255V146L257 145L255 149L257 151L259 150V152H258L259 154H261V153L262 154L261 155L257 154L256 153L257 151H255L254 149H253V152L255 154L250 152L252 150L248 149L249 146H247ZM46 146L48 148H46ZM233 146H236V147L234 148ZM241 146L243 148L244 147L246 148L245 152H247V149H248V152H250V155L253 154V157L255 156L254 157L255 160H254V158H251L252 156L249 158L254 160V162H252L251 160L250 161L255 164L256 169L252 173L248 174V176L250 175L251 177H248L246 175V173H242V178H244L243 183L241 182V183H232L231 184V183L227 182L226 179H224V178L226 177L225 174L228 171L230 172L231 170H233V167L236 165V163H235L234 166H231L232 163L234 164V162L231 160L232 156H234L235 153H237L235 151H238L240 149L238 151L239 154H236V155L239 156L241 153L242 156L241 155L240 156L243 159H246V157H247V156L246 157L244 156L245 153L244 154L242 153L243 151L241 150L242 149ZM7 147H9L8 150H7ZM214 147H217L219 149L215 150V149H213ZM189 148H191V149H189ZM199 148H201V149H199ZM209 148H210V151L212 153V156L214 157V155H215V158L217 160L214 159L213 157H212V159H210L211 155H210V151L208 150ZM222 148L226 149V151ZM233 148H234V151H233ZM48 149L50 150V152H49L50 155L48 154V157H47L43 153L47 154L49 151ZM64 149H66V150H64ZM236 149H238V150H236ZM261 149H262V151H261ZM52 150H53V152H52ZM206 150H207V152H205ZM219 150L220 151L224 150V153L223 152H222L223 154L220 153ZM69 151H68V153H69ZM197 151H199V153H202V154H199ZM208 151H209V154H208ZM212 151H214V152H212ZM216 151L217 152L219 151V152L216 153ZM195 152H197V153H195ZM203 152L207 153V155L205 154L207 157L210 156L209 158H207L208 160L206 159V156H202V155H204ZM225 152H227V154H226L227 156L225 155L226 157H224ZM228 152H230L233 155H231ZM248 152L246 153V155L250 156ZM219 154L223 155L221 157L226 158V160L228 158L227 161L231 160L230 161L231 165L227 161H222V164L224 162L223 165L221 163H219V162H221L220 160H222V159H219V158H221ZM63 155H64V157H63ZM257 155H258V157H257L258 159L256 158ZM19 156H21V157H19ZM45 156L47 157L46 158L47 162L45 161ZM60 156H62V157H60ZM216 156H218V158ZM9 158L10 159L14 158L15 160L13 159L11 161ZM40 158L42 160L44 158L43 162H41ZM50 158H53V159H50ZM54 158H55V162H54ZM59 158L62 160H60ZM261 158L263 160V163L260 162V161H262V160H260ZM21 159H23V160H21ZM48 159H50V160H48ZM198 159H199V161H198ZM218 159H219V162H218ZM223 160H225V159H223ZM257 160H258V162H257ZM48 161L50 164L48 163ZM59 161H60V163H56ZM200 161L202 163L205 161V162H208L209 164L205 163V162H204L205 164H201ZM199 162H200V166H197V165H199ZM225 162L228 163L229 165H227ZM255 162H257V163H255ZM55 163H56V165H58V164L59 165L58 166L54 165V168H55L54 169L53 164H55ZM259 163H260V165H259ZM31 164H33L32 169H31ZM40 164H43V165H40ZM46 164H49V168L47 167L49 169V172H48V170L45 171L46 166H47ZM70 165H71V167H70ZM210 165H213L214 167L216 166V168L211 167ZM23 166L25 168H23ZM208 166H210V168ZM228 166H230V167L228 168ZM236 166L234 167V169H236ZM20 167H21V169H19ZM34 167H35V169H34ZM36 167L39 169H37ZM199 167H201V168L207 167V173L208 174L205 173L207 176L204 175V177H203V176H201L202 174L199 176L196 175V172L198 171L197 169ZM261 167L263 168V170L261 169ZM57 168H59V170ZM191 168H193V169H191ZM194 168L195 169L197 168V169L195 170ZM211 168H214V169L211 170ZM56 169H57V171H56ZM216 169H218V170H216ZM224 169H225V171H224ZM29 170H30V172H28ZM208 170H209V172H208ZM259 170L260 171L262 170L261 172H263V175L260 173ZM42 171L44 172V175H43ZM18 172H19V174H18ZM20 173H21V175H20ZM56 173H57V175H56ZM258 173H260L262 175V178L261 177L258 178L260 176V174H258ZM14 174H15V176H14ZM27 174H28V176H27ZM40 174H41V177H43L42 179H38V178H40ZM78 174L79 175L81 174V175L79 176ZM32 175H37V180H39V181L36 180L37 182L32 187L31 193H29L28 196H26V198L24 200H22L20 204L9 203L10 200L6 196L7 195L9 196V195L16 193V192L24 191V188L27 186V183L30 180V178L32 177ZM26 176H27V178H26ZM81 176H83V177H81ZM68 177H70V178H68ZM215 178L217 180L219 179V181H217ZM253 179H255V181L256 180L257 181L254 182ZM40 180H41V183H40ZM214 180L216 182H214ZM211 181H213V183ZM22 182H24V183H22ZM11 183H12V185L13 184L14 185L12 186ZM216 183L218 185H216ZM21 184H23V185L21 186ZM210 184H211V186H210ZM213 184L216 187H214ZM221 184H222V186H221ZM237 184H238V187L235 186ZM258 184L260 185V187H258L260 189L263 186V188L261 190L257 188ZM208 185H209V187H211L210 188L211 193L214 192L215 194H213V193L210 194L209 193L210 191L207 193ZM233 185H234V187H236L235 188L236 193H239V194L242 193L241 195L236 194L235 191L231 192L232 189L234 190ZM243 185H246V186L249 185V190H246L245 188L248 189V187L244 186V191H243L241 189V188H243ZM14 186H15V189L13 190L12 187L14 188ZM20 186H21V188H20ZM35 186L37 187V190H36ZM217 186H219V188ZM253 186L257 188V191H256V189L253 188ZM8 187L10 189H8ZM231 187H232V189H231ZM204 188H205V190H204ZM223 188L226 191L223 190ZM237 188H239V189H237ZM117 189L119 190V188H117ZM199 189H201V190L199 191ZM214 189L216 191L217 190L218 191L216 192ZM252 189L255 190L256 193H254ZM10 190H12V191L10 192ZM227 190H229L228 192L230 194V197L232 196L231 198L229 197V195L226 196L228 194ZM237 190L238 191L240 190V191L237 192ZM241 190H242V192H241ZM221 191L224 193L226 192L225 193L226 195H224ZM204 192H206V193H204ZM245 192H248V194ZM219 193H221V194H219ZM243 193H245V194H243ZM209 194H210V196H209ZM212 195H214V196L219 195L218 197L216 196L217 201H219V202L216 201V198L215 199L212 198L218 204L217 203L213 204L214 203L213 202V203H211V205L214 208L213 207L209 208V205H210L209 202H212L213 200L211 199V201H209L208 198L210 199V197ZM238 195H239V197H238ZM247 195H249V196L247 197ZM250 195H252V196H250ZM259 195H262L263 199H261L262 196H260V198H259ZM214 196H212V197H214ZM240 196H243V197L240 198ZM205 197H207V198H205ZM219 197H220V199H219ZM197 198H200V199L197 200ZM224 198H226V200ZM228 198H230V199H228ZM232 198H235V199H232ZM238 198H240V199H238ZM33 199H34V201H33ZM223 199H224V201H223ZM231 199H232V202L229 203V201ZM195 200H197V201H195ZM205 200L207 201V203H209L208 206L206 205ZM235 200L237 202H236V204H233L234 203L233 201H235ZM248 200H249V203H248ZM253 200H254V203H253ZM31 201H33L32 204L30 203ZM222 201L226 204H224ZM195 202L197 204L196 206L194 205ZM250 202L254 207L256 205H258V208H257V206L255 208L252 207L251 210L254 209L253 212L251 210L247 211L248 205H250ZM6 203H9V204H6ZM33 203H35L37 205V208H38V209L36 208L37 211L34 212V215H33V211L35 210V208L33 209V207L35 205H33ZM186 204H187V207H186ZM227 204H229V205L233 204V205H230L229 207H227L228 206ZM10 205H13L14 207L10 206ZM225 205H226V207H225ZM204 206L208 207V208L206 207L207 208L206 211L203 210V209H206ZM245 206H247V207H245ZM5 207H6V209L11 207L8 210H6L7 212H9L12 209L9 212V215L4 210ZM26 207H28V209ZM224 207L226 208V210ZM39 209H41V211H40L41 213L38 211ZM229 209L230 210L233 209V210L230 211ZM24 210H26L28 215L26 213H23ZM27 210L32 211L31 214ZM255 210H257V211H255ZM249 211L252 212L251 215H249ZM254 211H255V213H254ZM5 212L7 213V215H5L6 214ZM36 212H39L40 214L36 213ZM242 212H244V213H242ZM44 213H47V214H44ZM22 214H26L27 215L26 217L30 218L29 220H32V222H28L29 220L27 218L25 219V216ZM49 214H50V216L48 217ZM52 214H54V215H52ZM202 214H200V216H202ZM216 214H218V215H216ZM3 215H5V216H3ZM31 215H33V217H30ZM42 215H44V216L42 217ZM223 215L225 216L224 218H226V215H228V217L226 219H224ZM56 216H58L59 220ZM209 216H211L210 217L211 219H214L213 220V224L215 225L214 228H212L213 227V225L211 224L212 220L210 218H208ZM2 217L4 218L3 221L5 220L6 223L1 222ZM51 217H52V219H51ZM14 218H15V220H13ZM35 218H37V219H35ZM63 220L66 222H64ZM259 220L260 221L262 220L261 221L262 223L259 222ZM7 221H8V223H7ZM15 221H17V222H15ZM21 221H23V222H21ZM206 221H208L207 224H205ZM11 222H13V223H11ZM19 222H20V224L25 222L24 223L25 227H24V225H22V228H25V229L24 230L21 229L22 231H24L23 234L27 233V235H25L24 237L22 235H18V233H17V232H19V234H20L22 232L19 229V228H21V225L20 224L18 225ZM37 222H39L41 225L39 226V223L37 225L36 224ZM43 222L45 225L42 224ZM63 222H64V224H62ZM26 223L28 225H26ZM222 223H223L222 226L219 225ZM254 223H257L261 228L256 227L257 224L255 225ZM10 224H13V225H10ZM46 224L48 225L47 227H45ZM260 224H263V225H260ZM29 225L31 226L30 227L31 229H33V225H34L35 229H33V230H35L36 233L38 232L37 234H39V230H41V229H37V226H38V228H42V230L40 232V236H38L36 234V236H38V238L32 237V236H35L34 235L35 231L34 232L32 231L33 232L31 234L32 236H30L31 230L28 227ZM74 225L76 226V228L73 227ZM198 225H200L202 227H204V225H205V227L203 229L204 231L202 230V227H200ZM254 225H255V227H254ZM1 226H3V228L5 227L4 230L1 228ZM14 226L16 228L17 227L18 228L15 229ZM209 226H210V228H212L211 232H209L210 231ZM216 226H218V228L221 227L224 230L223 231L224 233L219 231L217 228H215ZM43 227H45V228H43ZM70 227H71V230L74 229V230H72V231H75L74 233L72 231L70 232ZM26 228H28V230ZM11 229H12V231H10ZM193 229H195V230H193ZM205 229L207 231V234L205 233L206 232ZM215 229L218 231H216ZM5 230L6 231L9 230L10 233L8 231L6 232ZM14 230L15 231L18 230V231L15 232ZM259 230H260V233L262 231L261 237H260V234L258 232ZM4 231L7 234H5ZM47 231L48 232L50 231V232L48 233ZM43 232H44V234H42ZM58 233H59V235H57ZM193 233H194V235H193ZM208 233L211 236L208 235ZM4 234H5V236H4ZM41 235H43V236H41ZM162 235H164L165 237ZM55 236H57V237H55ZM159 236H160V238H158ZM256 236H259L258 238L262 241L258 240V238H256ZM167 237L169 239L172 238L170 240H173V242L175 241V238H176L177 239L176 243L182 242L181 245L184 244V245H182V246H184V249L182 248V250H181L182 251V253H180L181 256H179V254H178L179 252H181V251L178 252V249H180L182 246L177 245L179 248L176 245L173 246L176 243H174L173 245H170V244H172V242L171 243L168 242L166 240V239H168ZM193 237H194V239H193ZM203 237H204V239H202ZM4 238L8 239V242H4V241H7L6 239L4 240ZM17 238H18V242L16 244H18L17 245L18 247L15 245V241L13 242V240H15ZM25 238H26V240H28V242L31 243V245H30V243L27 244L26 246L21 244V242L23 243ZM205 238H207V239H205ZM10 239H13L12 240L13 243L10 242L11 241ZM19 240H20V242H19ZM45 240H47V241H45ZM161 241H163V242H161ZM164 241H166V242H164ZM184 241L188 242V243H186V244H188V247L185 245ZM258 241L261 243V245ZM25 242L28 243L27 241H25ZM191 242H192V244H191ZM162 243H163V245H162ZM164 243H166L165 245H167V246L170 245V247L165 248L166 246L164 245ZM19 244H21L22 246ZM29 245L32 247V250L34 252L31 251ZM34 245H35V247L38 245L39 248L36 247L37 250L38 249L42 250V251H37L38 253L42 252V254H43L42 256H40L41 255L40 253H39L40 255L38 256V253L35 252L36 250H34L35 249ZM50 245H52V246H50ZM5 246H7V247H5ZM10 246H12V248ZM193 246L196 247L195 250L193 249L194 248ZM13 247H17L19 249L13 248ZM20 247H21V250H20ZM40 247H42L43 249ZM7 248H8V250H6ZM63 248L65 250H62ZM185 248H186V250L187 249L189 250V248L193 249V250H190L192 252L190 254H188V256H187V252H189V251L187 250V252H185L184 251ZM27 249H30V250H27ZM46 250L48 252L50 251L49 253H52V254L50 255ZM11 251H12V253L10 254ZM16 251L26 252L27 255L21 254L22 252H18L19 253L18 254ZM64 251H65V253H64ZM3 252H4V254H3ZM45 252H47V253H45ZM194 253H195V255H194ZM14 254L15 255L17 254L16 258H15ZM29 254L30 255L32 254V255L30 256ZM44 254H46V255H44ZM47 254H49V255L47 256ZM65 254L68 257H66ZM79 254H82V255H79ZM182 254H185V257ZM24 255L30 256V257L29 256L27 257L28 261L25 260L26 258L24 257ZM52 255H53V257L50 258ZM61 256H63L64 258L62 257L60 260ZM168 256H170V257H168ZM65 257H66V259H65ZM80 257H81V259H80ZM187 257H189L188 260H186ZM23 258H25V259H23ZM177 258H180V260L178 261ZM190 258H192V259L195 258L194 263H191V262H193V260ZM49 259H50L51 263L47 262ZM64 259H65V262H63ZM37 261H38V263H37ZM39 261H42V262H39ZM171 261H173V263ZM60 262H63V263H60ZM189 262L187 264H189Z\"/></svg>",
  "mask_w": 264,
  "mask_h": 264
}]
</instances>
